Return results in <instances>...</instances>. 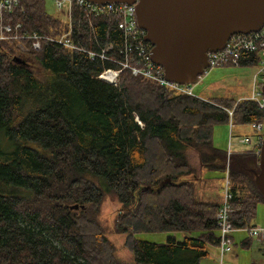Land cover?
<instances>
[{
  "label": "trees",
  "instance_id": "trees-1",
  "mask_svg": "<svg viewBox=\"0 0 264 264\" xmlns=\"http://www.w3.org/2000/svg\"><path fill=\"white\" fill-rule=\"evenodd\" d=\"M48 1L21 0L5 19L58 35L64 25L48 13ZM77 22L85 48L121 46L113 23ZM110 67L52 43L21 55L0 43V264H126L98 219L105 197L122 206L114 230L126 235L133 264H200L217 248L219 203L197 197L186 152L195 150L203 167L223 174L226 152L212 145L213 126L229 122L226 109L244 125L262 122L264 111L249 100L175 95L127 71L111 86L96 78ZM257 163L250 151L229 158L236 229L250 227L264 203L254 184ZM153 232L186 236L162 244L135 238ZM251 246V238L241 242ZM255 247L264 257V243Z\"/></svg>",
  "mask_w": 264,
  "mask_h": 264
},
{
  "label": "built area",
  "instance_id": "built-area-1",
  "mask_svg": "<svg viewBox=\"0 0 264 264\" xmlns=\"http://www.w3.org/2000/svg\"><path fill=\"white\" fill-rule=\"evenodd\" d=\"M20 2L21 0H0V43L15 40L18 53L30 54L31 52H37L41 49L43 43H52L67 51L86 54L91 61L98 59L101 63L112 65L113 68L103 69L96 77L111 86H116L122 72L127 71L133 77L149 80L175 95L198 98L193 95V85L169 82L165 78L163 69L151 61V45L144 40L145 32L137 25L135 5L95 4L87 0H51L54 11L58 14L57 18L64 25V31L53 36L39 33L28 34L24 32L21 22L6 21L5 18L11 16V13L20 6ZM80 18L85 20L89 28L93 27V23L97 19H105L107 22L113 23L121 33V46L115 49L113 44L104 43L95 52L85 48L78 40L80 32L77 27V20ZM75 31L76 38L74 39ZM242 62L246 63V66L256 63L253 66L256 72L253 76L252 92L248 100L254 102L259 110L264 111V97L260 91V88L264 85V24L256 32L234 34L226 41L223 49L208 52L207 67L202 75L216 68L240 67ZM202 75L198 76V82L202 79ZM226 111L231 118L233 110ZM136 121L138 122L137 119ZM138 124L141 125L140 122ZM251 127L256 133L255 140L252 141L246 137L240 139L239 143L251 145V151L258 154L264 126L259 123H251ZM231 154L232 152L228 149L227 157L229 158ZM227 175L228 172H226ZM223 189L222 201L215 215L219 235V264H225L224 256L231 249L232 233L235 231L231 223L233 195L229 184H225ZM247 232L249 237L256 239L258 243L264 242V229L254 227L247 229Z\"/></svg>",
  "mask_w": 264,
  "mask_h": 264
},
{
  "label": "water",
  "instance_id": "water-1",
  "mask_svg": "<svg viewBox=\"0 0 264 264\" xmlns=\"http://www.w3.org/2000/svg\"><path fill=\"white\" fill-rule=\"evenodd\" d=\"M95 4L136 6L137 25L151 45V61L165 78L192 85L207 67V53L223 49L234 34L258 31L264 24V0H87ZM13 62L20 64L17 56ZM264 97V85L261 87ZM253 172L257 191L264 197V135ZM169 183V180L162 181ZM71 210L84 209L77 205Z\"/></svg>",
  "mask_w": 264,
  "mask_h": 264
},
{
  "label": "rangeland",
  "instance_id": "rangeland-1",
  "mask_svg": "<svg viewBox=\"0 0 264 264\" xmlns=\"http://www.w3.org/2000/svg\"><path fill=\"white\" fill-rule=\"evenodd\" d=\"M46 7L50 15L58 17V14H56L54 11L51 0L47 2ZM23 30L28 34L37 33L24 28ZM7 42L12 43L13 50L16 51L17 42L15 40ZM18 54L21 55V53ZM255 72L256 69L251 66H227L224 68L212 69L203 75L200 82L192 86L193 95L194 97H198L196 98L197 100L204 102L208 101L210 103L211 101L221 99L233 100L236 103L241 102L244 99H248L251 95L252 81ZM119 80L120 78L117 81V85ZM223 101L226 102V100ZM237 121L238 120H236V124H234L235 121L234 123L232 121L233 128L231 130V125L229 122L215 124L213 126L212 145L216 149L224 152H227L229 149L232 153H243L249 150L250 145H242L239 143V140L247 137L254 141L256 133L253 131L251 124L244 125L238 123ZM256 123L262 124V126H264V120L262 122ZM186 156L190 167L194 169L193 176L188 177L190 180L194 181V188L197 197L202 200L220 203L224 193V185L229 184V188L232 186L230 175L229 177L228 175L226 176V168L222 174V172L218 169H209L203 167L199 162L198 154L195 150H187ZM167 179L170 180L169 178ZM121 210L122 206L119 202L113 198L105 197L100 205L98 219L104 228L105 236L114 246L116 257L126 264H133L135 262V258L132 252L129 251L124 245L126 235L124 233L117 234L114 230L116 218L119 213H121ZM253 225H255V227L264 229V203L257 204L255 216L251 220L250 227L244 228V231H238L236 228H234L235 231L232 233L234 240L231 243V249L224 256L226 264H251L252 261L259 259L262 263H264V257L261 256L259 252H256V239H252V246L250 249L241 248V242L249 238L247 229L254 228ZM167 236H174L176 240L180 241L186 236V233H141L136 234L135 238L141 241L162 244L165 243ZM216 250L218 254L217 264H219V246L216 248ZM210 255H212V251L209 253V256ZM207 261L208 260L205 258L200 262V264H212Z\"/></svg>",
  "mask_w": 264,
  "mask_h": 264
},
{
  "label": "crops",
  "instance_id": "crops-1",
  "mask_svg": "<svg viewBox=\"0 0 264 264\" xmlns=\"http://www.w3.org/2000/svg\"><path fill=\"white\" fill-rule=\"evenodd\" d=\"M250 149V148H249ZM253 226H255V225H253ZM234 238V237H233ZM214 250V251H213ZM212 251V255H210L208 258H206L208 261L207 262H209V263H212V264H217V250H216V248L215 249H210L209 250V252H211ZM257 252V251H256ZM224 261H225V258H224ZM226 264V263H225Z\"/></svg>",
  "mask_w": 264,
  "mask_h": 264
}]
</instances>
